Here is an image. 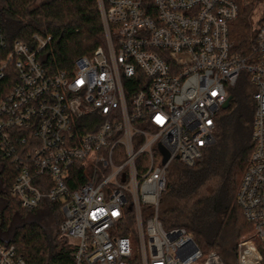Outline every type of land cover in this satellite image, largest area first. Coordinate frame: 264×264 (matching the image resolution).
Here are the masks:
<instances>
[{"label": "built area", "instance_id": "built-area-1", "mask_svg": "<svg viewBox=\"0 0 264 264\" xmlns=\"http://www.w3.org/2000/svg\"><path fill=\"white\" fill-rule=\"evenodd\" d=\"M97 2L106 49L70 70L51 73L39 59L52 36L10 44L0 27V160L18 170L11 196L30 211L60 204L74 264H227L186 230H166L159 211L171 167L202 159L246 72L254 150L237 202L253 232L235 264H264V0ZM252 7L255 45L244 58L230 30ZM75 171L84 181L71 190ZM0 264L26 262L0 245Z\"/></svg>", "mask_w": 264, "mask_h": 264}, {"label": "trees", "instance_id": "trees-1", "mask_svg": "<svg viewBox=\"0 0 264 264\" xmlns=\"http://www.w3.org/2000/svg\"><path fill=\"white\" fill-rule=\"evenodd\" d=\"M252 13L253 7L244 9L230 30L233 53L244 58L255 45ZM0 27L10 44L30 43L36 34L52 36L53 45L39 55L51 73L70 70L79 58L106 49L97 0H0ZM253 96L243 72L230 92V107L217 116L214 142L202 159L193 168L179 162L171 167L159 211L165 229L186 230L204 253L217 252L227 264H235L230 260L236 259L240 239L253 232L237 202L254 150ZM17 175L10 161L0 160V245L15 247L26 264H74L72 246L60 238V204L22 209L11 196ZM83 181L82 172L75 171L69 188L75 190Z\"/></svg>", "mask_w": 264, "mask_h": 264}, {"label": "rangeland", "instance_id": "rangeland-1", "mask_svg": "<svg viewBox=\"0 0 264 264\" xmlns=\"http://www.w3.org/2000/svg\"><path fill=\"white\" fill-rule=\"evenodd\" d=\"M262 9L260 8V6H258L257 7V13L255 14L256 16H254V18L255 19H257V17H259L260 16V14L262 13ZM254 13V12H253ZM253 13H252V15H253ZM259 15V16H258ZM244 74H247L246 72H244ZM233 89V88H232ZM232 89H230V92L232 91ZM252 89H253V95H255V88H254V86L252 85ZM254 97V96H253ZM254 104H255V106H256V102H255V99H254ZM62 213V212H61ZM46 221V220H45ZM167 230V229H166ZM252 236V232L251 233H249V234H247V235H245L243 238H241V239H244V238H249V237H251ZM240 239V240H241ZM135 252H136V249H135ZM236 262V259H232V260H230V263H235Z\"/></svg>", "mask_w": 264, "mask_h": 264}, {"label": "water", "instance_id": "water-1", "mask_svg": "<svg viewBox=\"0 0 264 264\" xmlns=\"http://www.w3.org/2000/svg\"><path fill=\"white\" fill-rule=\"evenodd\" d=\"M231 104V97H229V99L227 100V102L224 104L223 106V110H227L230 107ZM168 160V158L165 159L164 163H166Z\"/></svg>", "mask_w": 264, "mask_h": 264}]
</instances>
